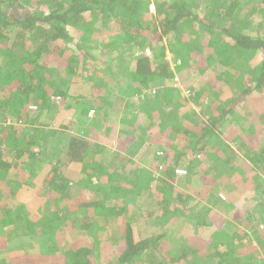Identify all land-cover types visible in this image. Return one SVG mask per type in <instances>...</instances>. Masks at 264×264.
<instances>
[{
  "label": "trees",
  "instance_id": "1",
  "mask_svg": "<svg viewBox=\"0 0 264 264\" xmlns=\"http://www.w3.org/2000/svg\"><path fill=\"white\" fill-rule=\"evenodd\" d=\"M242 1L0 0V264H264V134L235 111L264 107V0Z\"/></svg>",
  "mask_w": 264,
  "mask_h": 264
},
{
  "label": "rangeland",
  "instance_id": "2",
  "mask_svg": "<svg viewBox=\"0 0 264 264\" xmlns=\"http://www.w3.org/2000/svg\"><path fill=\"white\" fill-rule=\"evenodd\" d=\"M150 2H154V0H149ZM246 0H243L242 1V3H241V9H245V10H248L249 8H250V6H248L247 4L246 5H244V2H245ZM254 4L258 7V6H261L262 4H263V0H255L254 1ZM148 8V10H147V12H148V14H153L154 13V11H155V6H154V4L153 3H150L148 6H147ZM1 8L2 9H4V6H1ZM199 13V15L200 16H203V12H198ZM239 17L240 18H242V17H244V13L243 12H240L239 14ZM261 20V18H260V16L259 17H257L256 19H255V22L256 23H258L259 21ZM159 32V31H158ZM157 32V33H158ZM251 34V36H255V33L254 32H251L250 33ZM154 41H156V38H155V34L154 33H151L149 36H147V38L145 39V42H152V43H154ZM167 43V41H166V39L164 38L162 41H159L158 43H157V45H153V49H155V50H157V48H159L162 44H166ZM140 51V50H139ZM147 51V50H146ZM140 53V52H139ZM147 55H150V51H149V54H147ZM164 59H166V60H168V61H170L171 60V58H172V55L169 53V51L168 50H166L165 51V53H164ZM0 63H1V61H0ZM5 63H8L7 61L5 62V60H4V63H3V65H5ZM2 65V66H3ZM116 65V64H115ZM118 68H119V65L117 64L116 66H113L112 67V69H114L115 71L116 70H118ZM205 75V74H204ZM204 75H201V76H199V77H197L196 79L195 78H193V77H190V78H188V83L189 82H195V84H197L198 83V81L204 76ZM176 81V83H175V87L177 88V89H179L180 91H181V93H182V96H184L185 98H187V96H188V94L189 93H187V91H189L188 90V88H186V89H184V87L183 86H181L179 83H178V81L177 80H175ZM50 83H51V81H50ZM54 84H55V82L53 83H51V89H54ZM174 86V85H173ZM228 86L227 85H221L220 86V91H219V98H220V100H222L221 102H225L230 96H229V89L227 88ZM187 90V91H186ZM168 96V94L166 93V97ZM256 96H259V95H256ZM117 97V96H116ZM171 98V97H170ZM58 100V99H57ZM122 98L120 97V96H118L117 97V103H116V105H117V107H115V109H116V111L117 110H120V108H121V106H122ZM188 106H191V111L190 112H188L187 113V116L188 117H192L194 114H196L195 116H197V115H201L202 113H201V107L200 106H196V105H194V104H188ZM235 111H236V113L239 115V116H241L242 118H244V119H246L250 124H254V126H255V128H256V134L258 135V134H264V129L262 128L263 127V121H264V107L262 106V104L258 101V100H256V99H254V98H250V99H248L247 101L246 100H244V101H242V102H240L239 104H237L236 106H235ZM36 113V112H35ZM36 116H37V114H35L34 115V113L28 118V123H27V125L29 126H34V125H36V123H35V118H36ZM56 118V117H55ZM54 118V119H55ZM51 119V120H49V124H48V121H47V123L46 124H48L49 126H48V128L47 129H51V130H56V129H58L59 128V126L60 125H63L64 124V122H63V120L62 119H58V117H57V119ZM39 121H40V119H39ZM256 123V124H255ZM29 126V127H30ZM37 126V125H36ZM127 126V127H126ZM232 125L230 124V125H228V128H230ZM129 127V124H126L125 125V123H119V129H124V128H128ZM238 128H236V130H237ZM69 132L72 134L73 133V129L72 130H69ZM233 132V130L230 132V133H232ZM237 132L238 133H240V130H237ZM225 140L227 141V142H229L230 141V139L229 138H225ZM236 140H238V139H236ZM260 146H264V139H263V141H261V143H260ZM232 147V146H231ZM233 148V150H235V149H237V148H235L234 149V147H232ZM238 151V150H237ZM4 159H6V160H8V159H10V157L9 158H5L4 157ZM233 172H228V174H232ZM239 173V172H238ZM241 176L243 175L242 174V172H240L239 173ZM145 175V174H144ZM190 182H191V184H193V185H195V186H197V187H195V188H193L194 190L193 191H189L188 189H186V191L187 192H189V193H191L192 195H193V197H195L196 198V193L198 192V190H200L199 188L201 187V182L202 181H200V179L198 178H195V177H192L191 179H190ZM3 186V185H2ZM141 186V185H140ZM180 187H183L182 185L180 186ZM9 188H11V187H9ZM192 188V187H191ZM183 189H184V187H183ZM4 191H6V189H4ZM247 191V190H246ZM6 194V196H4V198H3V201L5 200V201H7V200H10V198L8 197L9 195V193L7 194L6 192H4V194L3 195H5ZM249 194H251L249 191H247V192H243L242 193V197H247V196H249ZM13 196H11V200L13 199L12 198ZM210 198H211V196H209ZM251 197V196H250ZM146 200H147V197L145 198ZM150 200V199H149ZM137 201H138V199H137ZM201 202H203V201H201ZM211 202V201H210ZM210 202H206V204H208V206L210 207V211L211 212H207V217L209 218H213V217H215V218H217V220L218 221H220V216H221V214H220V212L218 211V210H216L215 208H213V206L211 205V204H209ZM147 203H149L148 201H146V204ZM136 207V208H135ZM140 207H141V209L142 210H146V211H149V210H151V209H153L154 208V205L152 206V207H150L149 209H147V207L148 206H146V205H143V206H141V204H140V202L138 201V202H135V204H133V203H130L129 205H127V209H131L133 212H136V213H138L139 211H140ZM199 207H201V205H197L196 206V208H195V210H197V209H199ZM146 213V212H145ZM203 218V217H202ZM200 221H203V219H197V220H194V219H192V222L191 223H188L187 221H185L186 222V224H183V225H179L178 226V229H182L183 231H185V229L187 230V227L189 226V224H191L189 227H188V229L190 230V227L191 228H193L195 225H197L198 224V222H200ZM95 227H96V230H95V232L96 233H94V235L93 236H96V238L99 236L98 235V231L99 230H101V228L99 227V226H97V224H95ZM150 230H156L155 228H150ZM189 230H188V233H189ZM191 231V230H190ZM202 235H203V233L202 232H198V235H190V236H192V237H196L197 238V240H200L199 242H201L202 241ZM189 236V237H190ZM198 236V237H197ZM90 238H92V236L90 237ZM95 238V237H94ZM107 240L109 239L108 237L106 238ZM178 241H179V234H173V235H170L169 236V247H170V249L171 248H173V247H175L177 244H178ZM57 243H60V242H57ZM195 243H197V242H195ZM90 244L92 245V247L95 249V251L96 252H98L99 250V248H101L102 247V245L103 244H100L99 242H98V240H96V239H94V241L93 242H91V240H90ZM20 245V243H18V244H16V243H14L13 245H11V246H9V248H8V250H9V256L10 257H8L7 259H8V261H13V259H14V254L16 253V252H18V251H20V248L21 247H18ZM46 243L44 244V245H38L37 246V250L39 251V252H45L46 251ZM172 250V249H171ZM97 256H98V254H96ZM260 257H261V259H263L264 260V253L262 252V250H260V255H259ZM256 257V256H255ZM12 258V259H11ZM31 264H33V263H31ZM102 264H110V262H106V261H103L102 262Z\"/></svg>",
  "mask_w": 264,
  "mask_h": 264
},
{
  "label": "built area",
  "instance_id": "3",
  "mask_svg": "<svg viewBox=\"0 0 264 264\" xmlns=\"http://www.w3.org/2000/svg\"><path fill=\"white\" fill-rule=\"evenodd\" d=\"M30 108H31L32 110H35V109H36L35 106H30ZM8 123H9V122L7 121L6 124H8ZM176 174L182 175V174H185V171H183V170H176Z\"/></svg>",
  "mask_w": 264,
  "mask_h": 264
},
{
  "label": "crops",
  "instance_id": "4",
  "mask_svg": "<svg viewBox=\"0 0 264 264\" xmlns=\"http://www.w3.org/2000/svg\"><path fill=\"white\" fill-rule=\"evenodd\" d=\"M33 113H34V115L37 114V113H35V112H33ZM31 115H32V114H31ZM31 115H30V116H31ZM36 120H38V116H36V118H35V122H36ZM36 125H37V126H36ZM36 125L33 126V129L39 127L38 124H36ZM29 126H30V125H29ZM39 128H41V126H40Z\"/></svg>",
  "mask_w": 264,
  "mask_h": 264
},
{
  "label": "clouds",
  "instance_id": "5",
  "mask_svg": "<svg viewBox=\"0 0 264 264\" xmlns=\"http://www.w3.org/2000/svg\"><path fill=\"white\" fill-rule=\"evenodd\" d=\"M146 54H149V51H146ZM30 106H35V104H32V105H30ZM36 107V106H35ZM31 109V108H30ZM36 110V109H35ZM184 171V170H183ZM175 173H176V171H175ZM185 174H186V172H185ZM185 174H182V175H185ZM177 175H179V174H177Z\"/></svg>",
  "mask_w": 264,
  "mask_h": 264
}]
</instances>
